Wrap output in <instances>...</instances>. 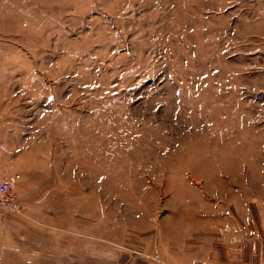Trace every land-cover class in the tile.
<instances>
[{
	"label": "rangeland",
	"instance_id": "obj_1",
	"mask_svg": "<svg viewBox=\"0 0 264 264\" xmlns=\"http://www.w3.org/2000/svg\"><path fill=\"white\" fill-rule=\"evenodd\" d=\"M0 264H264V0H0Z\"/></svg>",
	"mask_w": 264,
	"mask_h": 264
},
{
	"label": "built area",
	"instance_id": "obj_2",
	"mask_svg": "<svg viewBox=\"0 0 264 264\" xmlns=\"http://www.w3.org/2000/svg\"><path fill=\"white\" fill-rule=\"evenodd\" d=\"M12 185L9 182L0 181V207H7L10 210L17 211V205L11 195Z\"/></svg>",
	"mask_w": 264,
	"mask_h": 264
}]
</instances>
